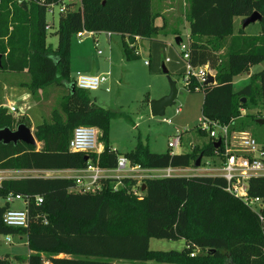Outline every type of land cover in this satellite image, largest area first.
Masks as SVG:
<instances>
[{
	"label": "trees",
	"instance_id": "1",
	"mask_svg": "<svg viewBox=\"0 0 264 264\" xmlns=\"http://www.w3.org/2000/svg\"><path fill=\"white\" fill-rule=\"evenodd\" d=\"M47 1L65 7L59 12L55 47L47 42V4L0 0V72H27L29 80L21 85L32 96L51 85L67 91L60 108L53 109L50 120L34 131L40 148L21 141L0 142V169L49 171L83 169L88 164L116 169L121 154L112 146L109 132L112 118L121 113L99 105L89 90L75 85L70 72L72 35L84 30L94 36L119 34L127 60L140 57L136 40L145 39L155 73L169 64V71L185 75L186 62L179 51L168 50L165 39L181 33L157 23L160 14L152 9V0ZM186 2L190 28L186 61L194 66L209 64L216 71L214 83L197 89L204 93L202 117L228 125L230 131H247V118L256 122L262 117L243 111L253 106L264 109V66L251 73L253 81L240 90L234 88V77L264 62V0ZM254 11L262 18L254 22L259 24L257 33L248 35L235 19L242 18V23ZM194 84L188 89L196 91ZM20 123L31 126L28 117L0 104V128ZM79 125L99 129L100 153L70 149ZM197 131L207 133L199 126ZM214 143L210 138L180 154L154 152L138 143L124 156L141 168L195 167L200 154L223 155V146ZM247 183L248 197L264 201V176L251 177ZM75 185L72 178L43 175L2 179L0 197L6 201L0 206V236L26 235L31 253L26 258L7 254L0 257V264H264V208L257 211L228 191L221 175L107 176L92 191L77 190ZM16 194L26 201L27 227L3 222L10 208L7 198ZM38 196L43 198L41 204ZM151 238L184 239L186 246L153 250Z\"/></svg>",
	"mask_w": 264,
	"mask_h": 264
},
{
	"label": "rangeland",
	"instance_id": "2",
	"mask_svg": "<svg viewBox=\"0 0 264 264\" xmlns=\"http://www.w3.org/2000/svg\"><path fill=\"white\" fill-rule=\"evenodd\" d=\"M152 9L157 11L154 5ZM184 16L185 13L182 12L179 18L184 20ZM46 19L48 23L53 24L51 29L47 31V42L55 47L58 44V35L56 33L59 21L58 8H54V13L48 12ZM236 20V25L242 26L240 21L242 18H236ZM258 27L259 24L252 23L245 28V32L248 35L255 34L258 31ZM181 38L183 43L187 44L188 39L184 34ZM171 39L173 40L172 37ZM137 46L139 49L141 48V56L137 59L127 60L123 52L122 38L119 34L113 33L111 40H108L105 32L96 33L95 36L89 32H85L83 35L76 33L71 38L70 72L72 78L76 76L78 71L89 74L93 69L94 63L99 69L98 74H100V71H104V73L110 71L108 80L98 90L90 92L99 105L121 113L111 120L109 136L112 146L121 155L133 150L138 143L148 146L154 152L161 153L170 150L180 154L190 152L193 145L201 147L204 143H207L210 139L209 133L202 135L197 131L198 126L203 122L202 104L204 93L201 90H189L185 84V75L169 71L172 80L176 82L178 90L175 102L166 108L164 116L152 115L150 101L161 98L170 92L169 79L166 74L155 73L150 66L144 64V59L148 58V54L143 49L145 48L143 40L139 41ZM222 52V54H225L226 50L223 49ZM263 66L264 62L251 66L250 70L245 73L237 74L234 77L235 90H240L251 83L253 79L250 74L259 71ZM166 67L169 69L170 65L167 64ZM24 78L23 75H14V73H0V101L4 106L7 107L11 102H15L18 106L23 104L22 92L27 90L21 88V86L16 87L19 85L14 83ZM66 93L67 91L59 85H51L45 89L38 90L36 95L32 96V100L35 102L31 103V109H28V112L22 116L28 117L29 120L31 118L30 122L32 121V125L35 127L44 121H49L53 109L60 108L59 103ZM177 109H180V111H177ZM246 113L264 118V109L260 107L253 106L243 111V114ZM14 114L21 115L19 113ZM246 121L248 125L247 131L262 146L264 125H259L248 118ZM214 129L217 130L216 127ZM32 131L34 132L33 129ZM177 134L181 136L180 145L175 148H169V140ZM40 146L41 144L37 143V147L40 148ZM255 155L264 159V156L259 153H255ZM221 159L222 156L206 155L203 156L199 167H194L192 171H182L175 174H201L206 169L216 167L215 164H219ZM214 172L220 174V170H214ZM19 174L27 176L43 175L47 177H70L74 175L72 172L62 170H32L26 173H10V175L1 173V176L4 178L15 177ZM76 189L78 190V188ZM5 201L3 197H0V206L4 205ZM24 205L22 200L10 202L12 209H22ZM252 207L258 211L264 208V201L261 199L259 202L254 203ZM7 237H10L11 241ZM185 246L186 242L184 239L151 238L150 240V248L153 250H182ZM30 253L26 235L0 236V256L9 254L11 257L16 255L26 258ZM146 264L158 263L147 261Z\"/></svg>",
	"mask_w": 264,
	"mask_h": 264
},
{
	"label": "built area",
	"instance_id": "3",
	"mask_svg": "<svg viewBox=\"0 0 264 264\" xmlns=\"http://www.w3.org/2000/svg\"><path fill=\"white\" fill-rule=\"evenodd\" d=\"M18 3L22 2H30L37 1L41 4H47L48 12L54 13V8L57 7L58 11H64V4L55 5L54 3H50L47 0H15ZM69 1V0H64ZM52 24H48L46 29H51ZM85 32H79V35H83ZM93 35V32H89ZM188 43L184 44L183 41L179 44V52L181 60L186 62V73H185V84L187 88H190L192 84H194L195 89H199L204 87V82L208 79V75L212 74V69L209 64L194 66L186 60L189 59V51H188ZM165 61H169L167 57ZM145 64H149L148 60H145ZM109 73L102 74H85L81 72H77L74 77L75 85L84 90L94 91L98 90L100 86L108 80ZM26 100V99H25ZM23 100V104L21 106L16 105V103H10L7 107L13 113H19L21 115H25L30 109L31 104L27 103ZM179 111V109L177 110ZM217 128L215 130L214 128ZM199 128L203 131L209 133L210 138L217 141L221 139V145L223 146V156L224 161L218 170H220V174L224 177L227 182V190L235 194L236 196L244 198L247 202L253 206L254 203L259 202L261 199L259 197L249 198L248 197V179L251 177L264 176V159L260 156H256L255 153H259L264 156V149L259 144L257 139L252 136L248 131H230L228 125L221 124L218 121L209 122L203 119L202 124H200ZM99 129L95 126L91 125H79L74 128L72 137L69 141V147L71 150L76 152H94L98 153L100 150V142H99ZM181 143V136L177 134L173 138H171L168 142L169 148H175L179 146ZM141 167L131 165L128 159L121 155L118 158V163L116 169H104L95 164H88L86 168L77 169L78 174L76 176H72L70 178L76 181L75 189L83 191H92L96 189V183L100 178H104L107 176H111L110 172H116L118 175L114 176L117 178L123 176H131V177H142ZM165 174L159 175L163 176H171L177 173V171L168 167L164 170ZM149 176V175H146ZM150 175L149 177H152ZM156 176V175H155ZM4 177L0 174V183ZM8 201L13 200H22L24 204L26 203L25 199L20 194L9 195L7 198ZM38 204H41L43 198L38 196L36 198ZM3 222L7 226L11 227H27L28 226V210L26 206L22 209H12L9 208L3 215ZM10 240L9 237H7ZM193 255V254H191Z\"/></svg>",
	"mask_w": 264,
	"mask_h": 264
},
{
	"label": "crops",
	"instance_id": "4",
	"mask_svg": "<svg viewBox=\"0 0 264 264\" xmlns=\"http://www.w3.org/2000/svg\"><path fill=\"white\" fill-rule=\"evenodd\" d=\"M155 6V8L157 9V12L160 14V16L157 18V23L159 25H165L166 26V29L171 32V31H174V30H178L180 33H181V36L184 34L186 36V38L188 39L189 38V34H190V28H189V23L188 21L186 20V8H187V2L186 0H152V6ZM184 12L185 13V16H184V20H182V18H179V16L181 17V13ZM178 17V18H177ZM236 19H235V24H236ZM237 26V25H236ZM109 35L107 36L108 40H111V35L113 33H108ZM180 36V37H181ZM171 37L173 38V40L171 39ZM176 35L174 34H169L168 36L165 37L166 41H167V44H168V50H173L174 52L175 51H179V44L183 41L177 44L176 43ZM143 40L144 42V47L143 49L146 50L147 54H148V41L145 40V39H140L138 38L136 40V44L139 43V41ZM188 43V41H187ZM138 50H139V53L141 52V48L139 49V47L137 46ZM141 56V55H140ZM145 60H148V58H145L144 59V64H145ZM95 67V70H96V74H98V68L96 66V64L94 63L93 64ZM147 66H149V64H145ZM211 68V67H210ZM212 69V75L216 76V72H215V69L211 68ZM169 70V69H168ZM92 71V70H91ZM79 72V71H78ZM110 71H108L107 73H109ZM215 72V73H214ZM2 73V72H0ZM5 73V72H4ZM10 73V72H8ZM104 73V71H100V74ZM163 73V71H162ZM162 73H159V74H162ZM23 75L25 78L22 79V80H19L17 81L16 83L14 84H17L19 86H16V87H20L21 88H24L26 89L27 91H24L22 92V99L25 100L27 103L31 104V103H34L35 101L32 100V94L30 92L29 89H27V87L21 85L22 82H25V81H28L29 80V74L27 72H23V73H14V75ZM90 74V73H89ZM164 74V73H163ZM26 75V76H25ZM3 76V75H2ZM6 77V76H5ZM16 79V78H15ZM1 82V80H0ZM205 86V85H204ZM101 87V86H100ZM8 90V89H7ZM12 90V89H11ZM107 90H109L107 88ZM190 90V89H189ZM197 90V89H195ZM14 91V89H13ZM1 93V92H0ZM1 97V96H0ZM11 103H15V102H11ZM0 104H2L4 106V104L0 101ZM31 109V108H30ZM29 109V110H30ZM178 110V109H177ZM180 111V109H179ZM28 112V111H27ZM30 117V116H29ZM31 120V118H30ZM38 126V125H37ZM36 126V127H37ZM36 127L34 125H32V121H31V130L33 129L35 131ZM33 132V131H32ZM34 133V132H33ZM210 137V136H209ZM39 143V142H37ZM37 145V144H36ZM195 146V145H193ZM192 146V148H193ZM103 150V145L100 143V150L98 151V153H100L101 151ZM173 152V151H172ZM216 156H220V155H216ZM224 161V157L222 155V159H221V162L219 164H215L216 167H213V168H210V169H206V171L204 173H201L199 175H203V174H212V175H218L219 173H216L214 172V170H218L219 167L221 166L222 162ZM218 165V166H217ZM194 167H186V168H174L177 173H180L182 171H192ZM140 170L142 171V177L141 178H145V177H149L150 175H153L152 177L150 178H153V177H160L159 175H163L165 174L164 170L165 168H154V169H151V168H140ZM32 170H3V169H0V174L1 173H5V174H13V173H16V172H22V173H26V172H31ZM35 171V170H33ZM62 171H68V172H72L74 173V175L72 176H76L78 174V170L77 169H64ZM210 171V172H209ZM111 176H117L118 174L115 172H110L109 173ZM174 174V175H176ZM194 174H197V173H189L187 176L189 175H194ZM146 175H149V176H146ZM156 175V176H155ZM8 176V175H7ZM25 177L27 175L23 174H19L18 176H15V177H5V178H19V177ZM37 176V175H35ZM70 176V177H72ZM70 177H67V178H70ZM134 178H140V177H134ZM142 189H143V186H142ZM136 193H139L138 191H136ZM11 208V206H10ZM10 238V237H9ZM11 241V239H10ZM9 241V242H10ZM7 255V254H6ZM5 255V256H6ZM5 256H0V257H5ZM10 258H11V255H10Z\"/></svg>",
	"mask_w": 264,
	"mask_h": 264
},
{
	"label": "water",
	"instance_id": "5",
	"mask_svg": "<svg viewBox=\"0 0 264 264\" xmlns=\"http://www.w3.org/2000/svg\"><path fill=\"white\" fill-rule=\"evenodd\" d=\"M261 18H262L261 14L258 11H254L250 16L246 17L243 20L242 27H247L248 25L256 21H260ZM108 35L109 34L106 33V36ZM175 40H176V43L179 44L182 41V38L180 36H177ZM162 71L164 74L167 75L169 79L170 92L161 98L150 101V111L153 116H164L166 108L174 104L175 98L178 93L176 82L172 80L169 74V70L165 64H163L162 66ZM90 74L92 75L96 74L95 67H93ZM214 81H215V76L212 74H209L208 79L204 82V85L214 83ZM256 122L258 124L263 125L264 118H258ZM19 141L24 142L26 144H31V145L37 144L36 137L28 125H26L25 123H20L15 128H11L8 126L0 128V142H3V143L13 142L16 144ZM214 145L215 147H219L221 145V139L215 141ZM85 159L87 160L88 156H86ZM202 159H203V154H200L195 162V167H199L201 165ZM143 189H144V185H143Z\"/></svg>",
	"mask_w": 264,
	"mask_h": 264
}]
</instances>
